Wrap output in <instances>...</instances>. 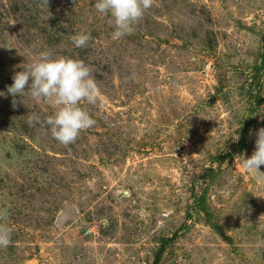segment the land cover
<instances>
[{
    "label": "rangeland",
    "instance_id": "obj_1",
    "mask_svg": "<svg viewBox=\"0 0 264 264\" xmlns=\"http://www.w3.org/2000/svg\"><path fill=\"white\" fill-rule=\"evenodd\" d=\"M96 2L0 0V264H264V183L236 159L264 128V0H155L119 40ZM43 51L99 89L68 146L8 93Z\"/></svg>",
    "mask_w": 264,
    "mask_h": 264
},
{
    "label": "clouds",
    "instance_id": "obj_2",
    "mask_svg": "<svg viewBox=\"0 0 264 264\" xmlns=\"http://www.w3.org/2000/svg\"><path fill=\"white\" fill-rule=\"evenodd\" d=\"M155 0H97L94 7L97 12L111 16L110 24L114 25L113 40H119L134 32V26L144 17L145 12ZM48 7L49 0H42ZM90 35H73L71 40L77 48L86 47ZM18 71L12 77L14 83L8 87L13 97L25 95L33 99H44L57 110L43 123L50 127L51 135L59 143L68 146L76 142L83 131L93 127L96 121L82 104L94 105L97 102L99 89L91 75V68L82 60L70 58H52L48 51L38 54V60ZM27 89V90H26ZM3 95V93H0ZM16 101H13L15 106ZM29 125L40 123L39 116L29 115ZM256 150L250 158L246 154L236 156L242 167L251 174L258 183H264V128L256 133ZM239 139V138H238ZM7 210L0 211V248L12 244L11 229L6 221Z\"/></svg>",
    "mask_w": 264,
    "mask_h": 264
}]
</instances>
